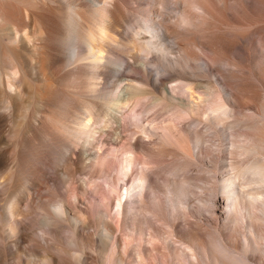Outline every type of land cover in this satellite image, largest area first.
Returning <instances> with one entry per match:
<instances>
[{
  "label": "clouds",
  "instance_id": "9594fccd",
  "mask_svg": "<svg viewBox=\"0 0 264 264\" xmlns=\"http://www.w3.org/2000/svg\"><path fill=\"white\" fill-rule=\"evenodd\" d=\"M0 264H264V0H0Z\"/></svg>",
  "mask_w": 264,
  "mask_h": 264
}]
</instances>
